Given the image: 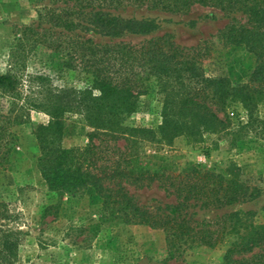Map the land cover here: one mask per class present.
I'll list each match as a JSON object with an SVG mask.
<instances>
[{
    "label": "trees",
    "instance_id": "obj_1",
    "mask_svg": "<svg viewBox=\"0 0 264 264\" xmlns=\"http://www.w3.org/2000/svg\"><path fill=\"white\" fill-rule=\"evenodd\" d=\"M36 22L14 32L10 70L0 73V169H5L18 142L12 128L27 111L43 112L50 120L32 126L37 169L47 190L58 198L75 197L91 189L101 200L102 224L143 226L165 236L167 259L176 260L197 246L227 248L220 264H264V222L252 213L226 212L199 221L198 212H215L257 198L261 190L230 165L221 172L181 162L176 154H145L146 143L171 147L177 138L198 139L200 130L224 131L227 110L239 104L251 119L264 99V0H49ZM198 5L225 15L241 13L219 31L227 46H245L255 67L245 82L206 76L205 47H181L164 34L138 44L119 40L127 34L146 35L156 29L148 19L123 17L127 9L185 15ZM89 34L105 41H96ZM62 58L61 67L84 75L81 88H52L44 75L29 76L34 87L19 103L21 83L13 69L24 65L27 51L39 49ZM51 88H48V87ZM154 89L161 98L160 123L150 129L129 124L139 99ZM1 109V108H0ZM80 115L91 129L83 148H64L65 116ZM222 114L223 118L218 115ZM249 119V120H250ZM123 141V146L118 143ZM155 186L171 202L151 210L128 187ZM0 203V264H15L19 232L8 223L13 215Z\"/></svg>",
    "mask_w": 264,
    "mask_h": 264
},
{
    "label": "rangeland",
    "instance_id": "obj_2",
    "mask_svg": "<svg viewBox=\"0 0 264 264\" xmlns=\"http://www.w3.org/2000/svg\"><path fill=\"white\" fill-rule=\"evenodd\" d=\"M49 0H0V73L10 70L9 53L14 32L36 22L37 12L48 6ZM123 17L151 20L156 29L146 35L127 34L119 40L138 44L164 34L170 35L181 47L201 45L208 51L203 62L206 76L227 78L232 83L247 81L255 67L254 55L243 45L227 46L219 38L227 24L235 20L244 24L241 13L225 15L218 9L194 5L185 15H175L142 9H127ZM96 41H105L89 34ZM24 65L13 69L21 83L19 103L34 87L29 76L44 75L52 88H81L84 75L61 67L62 58L44 49L27 51ZM50 86L48 88H51ZM137 112L129 124L156 128L160 123L161 98L154 89L139 99ZM0 110L8 111L5 99L0 98ZM230 124L220 132L200 130L198 139L177 138L171 147L146 143L140 151L153 154H176L181 162L200 165L203 169L221 172L230 165L240 169L249 185L260 188V195L248 202L215 212H198L197 220H212L226 212L252 213L251 221L264 222V99L253 110L251 119L239 105L227 110ZM223 118L222 114L218 115ZM250 119V120H249ZM50 118L43 112L27 111L22 124L12 128L18 142L5 169H0V203L13 215L9 227L19 232L15 264H220L227 248L210 249L197 246L186 250L176 260L167 259L165 236L161 231L143 226L98 224L101 200L89 189L75 197L58 198L47 190L37 169L38 149L32 126L46 125ZM64 148H83L91 129L77 114L65 116ZM120 141L118 145L123 146ZM141 205L155 210L171 202L155 186L128 187Z\"/></svg>",
    "mask_w": 264,
    "mask_h": 264
}]
</instances>
